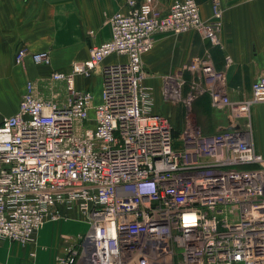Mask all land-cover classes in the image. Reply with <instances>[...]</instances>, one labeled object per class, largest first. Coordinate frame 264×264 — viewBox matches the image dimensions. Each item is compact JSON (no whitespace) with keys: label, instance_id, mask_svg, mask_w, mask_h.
<instances>
[{"label":"built area","instance_id":"2783aa9c","mask_svg":"<svg viewBox=\"0 0 264 264\" xmlns=\"http://www.w3.org/2000/svg\"><path fill=\"white\" fill-rule=\"evenodd\" d=\"M126 12L108 19L112 37L90 48L70 71H54L64 85L45 98L29 81L17 112L0 124V245L26 246L49 222L75 218L85 233L65 236L57 264H264V156L254 142L252 108L264 103V76L251 95L233 102L224 72L207 57L186 70L199 74L189 94L181 73L162 77L166 102L183 104L176 135L155 111L145 84L144 57L157 35L191 31L220 46L224 9L210 0L204 20L196 0H174L167 12L157 0H125ZM50 67L49 52L20 48ZM112 57L123 61L106 63ZM100 76V98L77 86ZM208 93L227 127L204 132L193 112ZM196 94V95H195ZM35 256V254H33Z\"/></svg>","mask_w":264,"mask_h":264},{"label":"crops","instance_id":"0c3cea01","mask_svg":"<svg viewBox=\"0 0 264 264\" xmlns=\"http://www.w3.org/2000/svg\"><path fill=\"white\" fill-rule=\"evenodd\" d=\"M173 1L157 0L158 10L167 12ZM196 1L202 18L208 20L210 0ZM221 3L224 23L219 33L220 46L204 40L195 31L179 36L157 35L154 49L144 57V71L148 75L145 84L154 89L156 100V79L177 73L184 78L186 65L196 57L209 58L217 71L225 73L227 91L233 102L248 98L253 83L264 76V0H221ZM126 10L125 0H0V124L17 112L29 81H34L43 95L50 74L68 72L75 61L89 59L91 46L112 37L108 19ZM20 48L27 49L29 55L49 52L52 65L36 66L30 56L17 65L15 55ZM123 60L112 57L106 63ZM97 83L102 87L100 76L77 79L80 89L90 90ZM54 86L63 89L60 92L63 99L64 85L55 83ZM9 106L10 111L4 112ZM215 113L221 124L213 126V132L200 124L209 135L219 133L228 125L220 120L225 113ZM252 125L256 148L264 156V103L252 108ZM86 231V224L74 215L70 220L49 224L27 246L2 243L0 264H57L58 256L67 245L65 236Z\"/></svg>","mask_w":264,"mask_h":264},{"label":"rangeland","instance_id":"374dc122","mask_svg":"<svg viewBox=\"0 0 264 264\" xmlns=\"http://www.w3.org/2000/svg\"><path fill=\"white\" fill-rule=\"evenodd\" d=\"M190 63H191V61L187 65L189 66ZM183 79L185 81V86H184V93L185 94H187V93L189 94L190 92L193 91L192 87H194V84H197L198 89H199V85H200V90L204 89V85L203 84L201 85L199 83V74L194 73V71L186 70L185 76ZM0 80H1V74H0ZM161 80L162 79H160V78L156 79L157 100L155 97V102H156L155 111L167 116L175 128L176 135H179L180 132L182 131V128H183L184 123H185L186 108L184 107L183 104H171V103H168L164 100L163 95H162L163 82L161 83ZM46 83H47L46 85H48V86H45V90H44L45 93L43 92V95L45 98H48V97H51L53 94H55V93H53V90L58 89V88L54 86L55 83L51 80V74H50V80ZM101 89H102V87L98 83L93 85L90 88V90L95 95L97 100H99V98H100ZM197 96H198L197 99L195 100V102H193V105H192L193 112L196 114L198 121H199V124H201L202 126L204 125L207 128L210 127L212 132H213V130H214L213 126H218L221 123L217 120L218 116L215 113L216 112L215 109H213V107H211L212 105H211L210 95L205 92L202 94L200 93L199 95L197 94ZM10 98H11V96H10ZM3 110H4V112L7 113L8 111H10V106L7 109L5 108ZM220 120H224L225 124L226 125L228 124L227 115L222 116ZM63 221H65V220H61L58 222H50L47 225L54 224V223H60ZM46 226H44L43 228H45ZM86 227L88 228L87 225H86ZM36 236H35V239L33 240V243L36 240ZM14 244L18 247H24V246L19 245L17 243H14Z\"/></svg>","mask_w":264,"mask_h":264}]
</instances>
